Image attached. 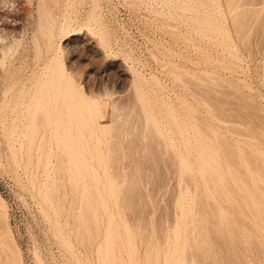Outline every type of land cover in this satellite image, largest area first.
<instances>
[{
	"label": "rangeland",
	"instance_id": "obj_1",
	"mask_svg": "<svg viewBox=\"0 0 264 264\" xmlns=\"http://www.w3.org/2000/svg\"><path fill=\"white\" fill-rule=\"evenodd\" d=\"M239 1L240 3L244 1L241 5L244 4L248 10H251L249 5L254 3L255 10L252 14L259 11L262 16L259 18L260 15L258 16L256 12L257 14L255 13L251 17L249 15L252 14L248 13V16L246 15V19H244L247 20L245 25V21L243 24H239V21L236 23L234 19L232 20L233 14L231 16L227 14L229 18L226 27L229 38L226 37L225 40L232 45L227 48L217 29L205 33L204 31L201 32L198 28L199 25L191 19L189 25L181 22L165 21L163 17L159 19L158 15L156 16L153 13L158 10V7L152 0H149V2L148 0H143V2L139 0H0V50L6 46L4 47V53L1 52L0 54V233L4 234V239L14 244H11L15 246L12 249L16 248L17 253L19 251L18 254L21 255L23 264H36V256L41 258L37 261L42 260L43 264H72L70 260L68 261L65 250L59 244L53 229L49 226V222L47 223V220L45 221V217L41 214L37 199L32 194V190L27 187L28 183L24 175L26 172L25 167L28 165L27 160L30 157H35L32 156L33 154L28 153H34L37 150L38 144L36 143L40 142L42 138H35V141L33 139L34 146H32L29 139H27L28 136L27 138L23 136V133L26 132L24 127L28 122L27 117L23 118L25 123L22 128L23 131L21 129V132L14 134L12 128L23 117L20 115L22 110L31 108V111L33 109L32 100L35 94H38L41 90V78L53 74L52 77L56 78V86L58 79L65 80L67 78V76L61 77L63 76L61 69L59 70L60 73L53 70L48 71V74L43 77L39 75L41 74L39 73L40 68L44 69V65H47L46 63L53 55L52 52L47 50L49 36L43 28L47 31L48 26L52 24L51 22H56L55 28L52 27L54 32L50 34L55 38L52 45L61 42L63 52L58 61H55V64H64L67 73L70 75V82L74 83L79 89L81 87L85 96L100 99L101 112L98 113L101 115L97 113L96 116L100 115V118L97 119L103 125H110L108 131L106 130L101 134L103 137L101 139H104L106 141L104 143H107L104 145V152L101 153L104 157L98 158L99 155L95 157L96 149L85 150L82 158L85 161L88 158L89 163L87 160L86 164L83 165L82 160L81 164V161H78L85 170L82 169L81 172L85 173L81 174L78 170V172L76 171L78 174L76 173L74 176L85 174L82 178L84 180L86 176V181L80 178L78 180L80 179L85 183L89 181L92 185V183L96 184L94 179L100 175V178H97L99 180L97 184H100L97 189L100 190L105 189L111 181V183L119 184L121 191L123 185V193H120L119 198H121V202L123 199L131 203H129V211H127L129 221L133 223L135 219V224L140 223L142 226L146 223L144 221L146 219L148 230L153 226V223H155L154 227L157 226L162 229L164 226L167 228L172 224L174 202L179 197L180 184L184 187L185 183L182 182L184 180L181 177L183 174L178 173V161L173 157L175 155L174 149L171 148V145L169 146V140L165 139L169 136L165 135L164 138V136L162 137V135L156 133L152 127V122L144 115L142 109L159 110L160 117L158 120L161 125L167 124L163 126L166 128L171 125L169 124L171 123L169 121L171 118L168 116L169 110L174 109L178 112L177 115L182 114V118H185V105L188 103L195 107L196 114L202 116L204 121L210 120L211 125H215L211 120L214 122L216 119L221 120V117H223L228 121L230 120L229 122H235V124L242 121L239 124H243L244 129L250 127H256L258 130L261 128L262 131L264 129V0ZM220 3L227 11L226 0H220ZM70 6H72L71 9ZM242 6L241 9H243ZM259 6L260 9L263 7V14L260 12ZM252 9L254 8L252 7ZM66 16H68V19H76L71 21V26L69 25L67 28L64 26L63 30V28H60L62 26L61 21ZM248 17H250L249 22ZM191 21L192 23H190ZM41 25L46 26L41 27ZM42 31L45 33L44 35ZM196 32L199 33L196 35ZM7 48L10 49L7 50ZM175 77H178L177 80L180 79L179 82ZM47 78L49 79V77H46V80L45 78L43 80L47 81ZM63 80L60 83L61 85L58 84V87L47 83L44 89L52 88V93L54 91L57 94L59 93L60 96H66L68 91H65V88L68 87H65L64 83L67 82ZM38 81L39 83H37ZM70 84L69 90H71ZM56 89H60L58 91L61 93ZM45 91L50 92L49 90ZM70 93L69 98V95L67 97L61 96L64 103L61 99L55 102L60 103L57 104H59L58 108L63 116V124H60L61 130L68 125L71 128L70 136L63 138L62 142L64 144L68 140L72 146L75 142V131L78 130L75 128V124H79V119L76 122V118H78L77 108L81 104L76 98H72V91ZM55 97L54 100L59 98L55 99ZM139 98L141 99L137 100ZM29 99L31 100L28 101ZM181 99L184 103L180 102ZM150 101L153 104H150ZM28 102L30 103L29 107L26 105ZM139 103L142 104V107ZM198 105L200 106L198 107ZM67 106L71 113L66 117L64 113L68 110ZM89 106L91 107V105ZM82 107H85V103ZM25 111L24 115H31L32 111H29V113L27 109ZM126 111L127 113H125ZM215 114L219 118L214 116ZM30 115H27L29 120L31 119ZM199 115L196 116V119L198 117L197 122H200L199 119L202 118ZM34 119L36 118L32 120ZM65 119L66 121H64ZM202 121L201 119L200 125ZM30 123L28 122V124ZM145 125L148 130L145 129ZM248 130L250 132V129ZM256 130L253 128L254 132H251L259 133ZM20 133H22L21 136ZM26 133L25 135H27ZM89 135L87 132L84 133L85 138H83V141L86 139L87 141L84 142L91 148L92 140L88 137ZM258 135L256 137H260ZM60 136L63 135L60 134ZM54 139L53 137L51 139L52 143L50 144L49 141V145H45L44 148H49L50 145L54 146ZM68 142L67 144H69ZM41 145H39V148ZM77 154L76 159H80L81 154L79 153L78 156ZM64 155L59 156L67 160V154ZM100 159H103L102 162H100ZM174 162H176V167H173L175 166ZM87 163L92 164L89 169V166L86 168ZM79 164L76 163V166H80ZM56 165L60 167L57 162ZM92 167L95 170L94 179L91 175ZM120 171L122 174H120ZM70 172L67 171L66 175ZM71 173H73V170ZM66 175H64L66 182L72 179L70 176L72 174ZM108 176L110 177L108 178ZM54 177H56V180L59 178L57 174ZM75 178H73L74 181H77ZM89 183L86 184L90 185ZM82 189L85 188L82 187ZM135 189H139L137 193ZM131 191H133L132 195L130 194ZM130 195L134 202L130 198L128 201L125 199ZM132 203H134V206ZM1 204L4 208L1 207ZM143 205H148V208ZM7 219L8 229L5 226ZM160 219H163L162 223H160ZM140 220L143 222L138 223ZM163 224L164 226H162ZM4 226L7 232L2 230ZM15 255L13 253V256ZM223 261L226 264L232 263L228 259Z\"/></svg>",
	"mask_w": 264,
	"mask_h": 264
},
{
	"label": "bare ground",
	"instance_id": "obj_2",
	"mask_svg": "<svg viewBox=\"0 0 264 264\" xmlns=\"http://www.w3.org/2000/svg\"><path fill=\"white\" fill-rule=\"evenodd\" d=\"M139 1L143 2V0ZM152 1L158 7V10L153 13H155L156 16L158 15L157 17H159V19L163 17L165 21L181 22L188 25L189 20L191 19L193 22H196L199 25V30L201 32L204 31L205 33L206 31L208 32L209 30L217 29L221 36V40L224 42L227 48L232 46L228 43L227 40H225L226 37L229 36L228 29L226 27L227 20L229 18L227 14H229L230 16L233 14L232 20L234 19L236 23H238L237 21H239V24H243L245 21L244 19H246V15L248 13L252 14L255 10V6H253L254 3L252 5H249L251 10H248L247 7L245 8L244 4V7L241 5L244 1L240 3L239 0H226V8H228L227 11L223 7V4L220 3V0H207L208 3L206 2V0ZM159 6L161 7V9ZM241 6L243 9H241ZM71 7L72 6H70V9ZM252 7L254 9H252ZM262 9H260L259 6V10L261 13ZM256 12L257 11H255V13ZM257 13L259 16V11ZM254 14L249 16L253 17ZM261 16L262 15H260L259 18ZM67 17L68 16H66V18L61 21L62 26H60V28H63V30L64 26L66 28L67 26L69 27V25L71 26V21H74V19H76L70 18V20ZM249 19L250 17H248V22ZM192 21L190 23H192ZM246 21L244 23L245 25L247 24ZM48 23L50 24V21ZM51 23L52 24L50 25L48 24L49 28L47 27V31H45V28L43 29L44 32H47V35L49 36V39L47 38V50H49V52H52L53 55L51 56L49 62L46 63L47 65H44V69L40 68L41 71L43 69L42 72H39L41 74H38L42 75L43 77L48 74V71L54 70L56 73H60L59 70L61 69V72L63 74V76L61 77L67 76L68 78H66L65 80L62 79L63 81L67 82L64 84L65 87L68 88H64L65 91H68L66 92V94H68H65L66 96H61L67 97L69 95V98L71 95L70 92L72 91V98H76V100L82 106H84L85 103V107H82L79 104L78 105L82 108L77 106L78 111H76L78 112V118H76V122L78 121L77 119H79V124H75V128L78 129H75L77 132L74 130V136H76L75 142L72 146L70 145L68 140H66L63 144V138H68L70 136L71 128L70 125L64 126L62 128L63 131L60 128L63 116L60 114L61 112L58 108V105L60 103L57 102L59 103L57 104L55 101L61 99V96L59 93L57 94L54 91L52 93V88L44 89L47 83H49V85L51 83L52 85H54V87L56 86V78L54 77V80V78L52 77L53 74L44 77L45 80L46 77H49V79H51L50 81L52 82H50L48 78L47 81L43 80L44 78H41V90H39V93L35 94V96L33 97V106L31 105L33 108L31 110L32 112L30 111L31 108H26L28 113L29 111L31 112V115L27 114L30 115L31 119L29 120L28 116L24 115V111L26 110L24 109L22 110V112H20V115H22L23 117L19 119V122L13 125L12 128L14 134H17L16 132H21V129L25 126L23 120L26 117L29 123L33 118H36L31 121L32 124H28L26 120L27 123L26 127L24 128H26L27 133H25L27 135L22 132L25 138H27L28 136L27 139H29V142L32 146H34L33 139L35 141V138H42L40 142L36 143L38 144L37 150L34 153H28L31 155L33 154L32 156L35 157H30L27 160L28 165L25 167L26 172L24 175L28 183L27 187L32 190V194L37 199L35 200L37 201L39 210H41V214H43V216L45 217V221L47 220V223L49 222V226H51V229H53L56 238L59 241V244L62 245L63 249L65 250V254L67 255L68 261L70 260L72 264H226L223 260L226 259L227 261L228 259L229 261H232L233 264H264V129L262 131L261 128L258 130V128L256 127H250L248 128L250 129L249 132L247 128L244 129L243 124H239V122L242 121H239L235 124V122H229L230 120L228 121L223 117H221V120L216 119L214 122L213 120H211L212 123L215 124L211 125L210 120L204 121L202 116L196 114L197 110L195 109V107L192 104H188L186 101L185 102L187 104L185 103V118H182V114V116L177 115L178 112H176L174 109H170L168 116H170L171 118L169 120L171 121V123H169L171 125L167 128L163 127L167 124L161 125L158 120L160 117V114L158 112L159 110H148L147 108L142 109L144 110V115H146L149 121L152 122V127L154 128L155 132L159 135H162V137L164 136V138L166 136H169L165 139L169 140V146L171 145V148L174 149L176 157L175 155L173 157L178 161V173L183 174L181 177L184 178L182 182L185 184L184 187H182V185L180 184L181 182L179 183L181 186V191H178L180 193L178 194L179 197L174 202L173 222L171 221L172 224L167 226V228H165L164 224L162 225L164 226L162 229L157 226L154 227L155 223H153V226H151L150 230H148L149 228L146 226V219L144 220L146 221V223L142 224V226L140 225L139 222H143L141 221L142 218L140 221H138V225L135 224V219L133 223H131L127 216V211H129L128 208L131 203L126 202L123 199L121 202V198H119L120 193H123V185L121 191L119 184H114L111 183L112 181H108L109 184H107V186L105 185L106 188L103 187L105 188L103 189L104 191L97 189L100 185L97 184L99 182L97 178H100V175L97 178L95 175L96 179L93 178V174H95V170L93 167V170H91V175L94 181H96V184L92 183L91 185V183L87 181L90 184L87 185V182H82V177L85 174L82 176H80V174L74 176V174L76 175L78 170L81 174L85 173L81 172L84 169L82 168L83 166L81 167L80 165L82 161L83 165L86 164L87 160V162L89 163L88 158H86V161L82 158V155L84 154L85 150L89 151V149H96V156H94L97 157V155H99L98 158L104 157L101 153L104 152L103 148L104 145L107 143H104L106 141L104 139H101V134H103L109 128L110 125H103L98 120L100 118L99 116L101 115L100 113H98L99 111L101 112L100 99L85 96V93L83 92L84 90L82 91L81 87L79 89L74 83L70 82V75L69 73H67L64 64H57L59 66L55 64V61H58V59L62 55L63 49L61 47V42L56 43L57 45H52V41H54L55 38L50 34H53L54 31L52 30V27L54 26L55 28L56 22ZM38 26L40 27V25ZM45 26L41 25V27ZM44 32L43 35L45 34ZM198 33L196 32V35ZM202 35L203 33L201 34V37ZM4 47H1L2 49L0 50V54L1 52L4 53ZM234 47L235 46L233 45V48ZM9 49L10 48H7V50ZM34 72L35 71H33V73ZM39 75L37 76L39 77ZM175 78L176 80L178 79V77ZM62 80L58 79L56 87H58V84L61 85L60 83ZM179 80L177 81L179 82ZM37 83H39V81ZM68 83L72 84H70L71 90H69ZM45 90H49L50 92L48 93ZM58 90L56 89V91ZM51 96H53L51 98L52 100L50 99ZM138 96L140 97V94ZM54 97L55 99L57 97L59 98H57V100H54ZM141 98L137 100H140ZM183 99L185 98L183 97ZM30 100L31 99H29L28 101ZM52 101H54V103H52ZM63 101L64 100H62V102ZM151 102L152 101H150V104H153ZM180 102H182V99ZM29 104V102L28 104H26L27 107H29ZM89 105H91V107ZM86 106L88 107L86 108ZM199 106L200 105H198V107ZM173 110L176 112V115ZM209 111L210 108L208 109L207 113ZM68 112L69 109L64 113L65 116H69L71 112ZM97 113L100 115L96 116ZM125 113H127V111ZM198 115L199 117H202L201 119L203 120L201 125V119H199L200 122H197L198 117L196 119V116ZM214 116H217V114H215ZM64 121H66V119ZM83 121L87 124H83ZM253 128L257 129L256 131L259 133H252L254 132ZM145 129H147V126L145 127ZM147 130L145 131L148 133ZM86 132L88 133V135L90 134L88 137L92 140L91 148H89L87 146L88 144L85 143L87 141L86 139L84 140L85 142L83 141V138H85L84 133L86 134ZM146 132L144 133L146 134ZM22 133H20V136ZM60 134L63 136H60ZM261 134H263V136H261ZM257 135L262 138L256 137ZM53 137L55 138L53 140L55 142H53L55 147L50 145L49 148L47 147L48 149L44 148L45 145H49V143H52L51 139ZM46 139L48 141H44ZM67 142L69 144H67ZM39 145H41L40 148ZM77 153L81 154V156H79L80 159H76L75 156ZM64 154H67V160H65L64 158L62 159V157H60ZM106 156L105 159L107 158ZM111 156H113V154H111ZM53 158L54 160H56H52ZM102 160L100 159V162H102ZM78 161H81L80 164ZM56 162L59 163L60 167H57V165L55 166ZM76 163L80 166H76ZM88 163L86 165V168L87 166H89V169L92 164L90 163L89 165ZM174 163L175 166L173 167H176V162ZM103 165L104 167L106 166L105 164ZM72 170L73 173H71ZM65 171L71 172L67 173L66 175ZM55 174H57L59 177L57 180L55 179L57 176L54 177ZM120 174H122L121 171ZM64 175H70L72 179L76 177L75 179L77 181L71 179L72 182H70L71 180L67 179L69 181H67V183L64 180ZM109 177L110 176H108V178ZM78 178H80L81 180L79 179V181ZM84 178L86 179V176ZM82 187L85 189H82ZM135 190L137 193L139 189ZM130 194L132 195L133 191H131ZM131 195L128 198L126 197L125 199L128 201V199L130 198V200L132 201L133 199H131ZM170 200L173 201L172 199ZM152 203L154 204L155 202ZM132 204L134 206V203ZM1 207L4 208L2 204ZM154 216L156 217V215ZM162 220L160 223H162ZM144 225L146 227H143ZM5 226L6 229H8V219L5 222ZM5 226L2 230L7 232L4 229ZM3 235L4 234L0 233V264H23L22 257L20 254H18L19 251L17 253V251L15 250L16 248L13 250L12 248H14L15 246L11 245L13 244L11 243V241L4 239L5 237ZM13 253L14 255L17 253V257L16 255L13 256ZM36 257L39 258H36V264H38L42 260L38 262L37 260H40L41 258L38 256ZM41 263L43 264V262ZM232 263L230 262V264Z\"/></svg>",
	"mask_w": 264,
	"mask_h": 264
}]
</instances>
